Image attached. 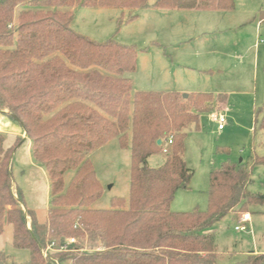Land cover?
<instances>
[{
  "label": "trees",
  "instance_id": "obj_1",
  "mask_svg": "<svg viewBox=\"0 0 264 264\" xmlns=\"http://www.w3.org/2000/svg\"><path fill=\"white\" fill-rule=\"evenodd\" d=\"M76 8L119 10V28L124 11H227L233 3L0 0V111L30 140L50 189L40 222L12 178V156L24 140L4 149L0 134V227H12L11 246L29 252L25 264H225L207 230L229 214H245L249 205L264 206V195L248 191V163L227 160L210 171L206 211L174 213L170 204L192 177L183 158L185 129L198 127L201 113L220 110L227 95L193 93L183 99L178 92L132 91L127 75L135 69L137 50L76 33ZM135 18L128 15L126 21ZM258 18L263 21L264 12ZM257 119L264 131V101ZM112 139L130 150L128 198H112L108 210L93 209L103 189L89 155ZM160 152L162 165L150 168L148 158ZM250 162L264 165V157ZM67 172L72 176L65 185ZM50 244L54 252L43 257L41 250ZM0 264H7L2 252ZM234 264H264V254L249 252Z\"/></svg>",
  "mask_w": 264,
  "mask_h": 264
},
{
  "label": "rangeland",
  "instance_id": "obj_2",
  "mask_svg": "<svg viewBox=\"0 0 264 264\" xmlns=\"http://www.w3.org/2000/svg\"><path fill=\"white\" fill-rule=\"evenodd\" d=\"M154 1L148 0V4ZM232 3L233 8L227 11L186 13L198 17L195 28L205 34L193 43L181 45L175 42L162 44L165 27L159 20L160 13L156 11H124L118 28L119 10L74 9L71 28L76 33L96 42L113 39L137 50L135 69L127 75L132 81V91L165 93L174 91L173 87L191 83L196 90L189 93L227 95L226 103L220 110L201 113L198 127L189 125L185 129L183 158L187 168L192 171V177L187 189L175 193L170 204V210L174 213L206 211L210 171L227 160L248 163L252 180L248 191L264 195V165H252L250 162L254 157H264V131L258 129V119L255 122V113L264 101V42H258L264 37V20L259 22L258 18L259 12H264V0H232ZM128 15H135L136 18L127 22ZM190 52L194 53L188 55ZM196 53L200 55L199 59L195 58ZM174 64L189 69L172 68ZM5 114L6 110L0 111V128L5 131L0 133L5 136L4 149L25 138L12 156L13 181L22 191L25 206L35 210L38 220L43 222L50 205L46 181L29 164L27 153L30 140L26 139L25 133L21 137L11 134L20 127ZM218 114L226 119L221 131L214 119ZM48 118L44 116L45 120ZM222 149L227 152H222ZM162 153L148 158L150 168L162 165ZM89 158L103 189L92 208L108 210L112 198L126 201L129 147L120 148L117 139H113ZM33 164L37 165L34 160ZM45 176L49 181L47 173ZM71 176L72 172L64 175L65 185ZM13 195L16 197L15 191ZM247 213L252 220L245 224L246 232L234 230L242 216L237 217L234 213L207 230L213 234L220 261L225 264H234L249 252L264 254V206L249 205ZM11 242L12 227L5 223L0 227V252L7 256V264L27 263L29 252L14 249Z\"/></svg>",
  "mask_w": 264,
  "mask_h": 264
},
{
  "label": "crops",
  "instance_id": "obj_3",
  "mask_svg": "<svg viewBox=\"0 0 264 264\" xmlns=\"http://www.w3.org/2000/svg\"><path fill=\"white\" fill-rule=\"evenodd\" d=\"M143 10H152V9H148L147 8V9H143ZM152 11H156L157 13H160L159 20L161 21V24L163 25V27H165L164 28V34H163L164 37H162V41H161L162 44L171 45L172 43L175 42V44L181 45V44H184V43H193L194 41H196V39L199 36H203L205 34L204 31H198V29L195 28L196 27V19L198 17L196 15L186 14V13L209 12L210 10L202 11V10L161 9V10H152ZM120 14H121V12H120ZM259 22H261V21H259ZM154 44H156V43H154ZM194 47H197V46H193L192 48H194ZM191 53H194V52H190V53H187V54L189 55ZM199 57H200V55H198V53H196L195 58L199 59ZM172 68H175V69H180V68L189 69L188 67L179 66V65H175V64H174V66ZM131 88H132V81H131ZM173 89H175L177 91L174 90V91H171V92H178V93H182V92H188L189 93L192 90H196V89H194V86L191 85V83H189L188 85L181 86V87H176V88L173 87ZM193 93H203V92H191L189 94H193ZM189 94H187V95H189ZM211 94H214V93H211ZM217 94H224V93H217ZM4 116H6V115H4ZM1 118H2V116H1ZM4 132L5 131H3L0 128V133H4ZM11 134H14V136L18 135V136L21 137L23 135V132L21 131V129H19V128L17 129L16 128V129L13 130V133H11ZM22 139L25 141V138H22ZM112 140H110V141H112ZM102 147H104V145L101 146L100 148L96 149L95 151H93L89 155V157L94 152L100 150ZM28 149H29V151H28L27 154L29 155L28 156L29 157L28 158L29 164H30L31 167L34 168V170H36V171H38L40 173V175L43 177V179H45L47 187H48V190H49V193H50L49 181L46 180V176H45L46 173L44 172V169L41 166H39V165L33 164V159H32V155H31V142H30V146H28ZM251 220H252V217L250 218V221ZM255 254H258V253H255ZM260 254H263V253H260Z\"/></svg>",
  "mask_w": 264,
  "mask_h": 264
},
{
  "label": "built area",
  "instance_id": "obj_4",
  "mask_svg": "<svg viewBox=\"0 0 264 264\" xmlns=\"http://www.w3.org/2000/svg\"><path fill=\"white\" fill-rule=\"evenodd\" d=\"M259 43L261 42H264V37L261 38L259 41ZM215 121L217 122L218 124V130L221 131L223 128H224V125L226 124V119L223 115L221 114H218L217 116L214 117ZM172 144V139H169L166 141L165 143V146L163 148V152L165 153L166 152V149L169 145ZM250 214L247 213V214H243L240 218V221L238 222V224L234 227V230L237 231V232H246L247 231V228H246V223H248L250 221ZM74 240L73 239H70L69 240V244H74ZM54 252V249H53V244H50L49 246L46 247V249H43L41 250V254L43 257H48L50 253ZM55 264H59L57 261H54Z\"/></svg>",
  "mask_w": 264,
  "mask_h": 264
},
{
  "label": "water",
  "instance_id": "obj_5",
  "mask_svg": "<svg viewBox=\"0 0 264 264\" xmlns=\"http://www.w3.org/2000/svg\"><path fill=\"white\" fill-rule=\"evenodd\" d=\"M182 98L183 99H186L187 98V94H182ZM161 145V141L160 140H158L157 141V146H160ZM241 161V160H240Z\"/></svg>",
  "mask_w": 264,
  "mask_h": 264
}]
</instances>
